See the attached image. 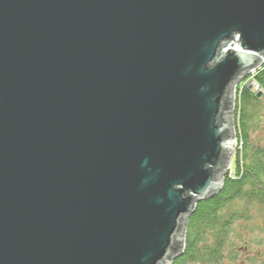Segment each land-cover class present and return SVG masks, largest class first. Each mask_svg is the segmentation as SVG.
<instances>
[{
  "label": "water",
  "instance_id": "1",
  "mask_svg": "<svg viewBox=\"0 0 264 264\" xmlns=\"http://www.w3.org/2000/svg\"><path fill=\"white\" fill-rule=\"evenodd\" d=\"M263 63L264 0H0V264H173Z\"/></svg>",
  "mask_w": 264,
  "mask_h": 264
},
{
  "label": "trees",
  "instance_id": "2",
  "mask_svg": "<svg viewBox=\"0 0 264 264\" xmlns=\"http://www.w3.org/2000/svg\"><path fill=\"white\" fill-rule=\"evenodd\" d=\"M252 81L262 96L257 97L247 85L237 89L234 124L238 148L231 172L217 195L197 205L187 223L183 254L173 264H232L238 257L234 239L242 237L239 227H246L243 240L248 246L258 244V232L264 235V133L260 139L254 136L264 130V68ZM259 218L261 228L255 226Z\"/></svg>",
  "mask_w": 264,
  "mask_h": 264
},
{
  "label": "rangeland",
  "instance_id": "3",
  "mask_svg": "<svg viewBox=\"0 0 264 264\" xmlns=\"http://www.w3.org/2000/svg\"><path fill=\"white\" fill-rule=\"evenodd\" d=\"M250 83H251L250 78H247L244 81V83L241 84V86L243 87V86L247 85V87H250V89L253 92L254 87L252 86V84L250 86ZM254 86H255V84H254ZM235 100H236V94H235ZM262 110H263L262 111V114H263L262 118L264 120V105H263ZM263 133H264V130L262 128V129L258 130L257 135H254V136H257L258 139H260V137L262 136ZM237 148L238 147H237V141H236V142H234V152L232 153V156H231V157H233V161H234L235 155L237 153ZM232 166H233V164H232ZM231 169H232V167H231ZM231 169L229 172H231ZM255 226L256 227L258 226V228L259 227L261 228V226H263V223L260 220V218H259V220ZM255 230H260V229H255ZM245 231H246V227H244V228L239 227L238 233L241 234L242 237H241V239H239V236H237L234 239L233 245L235 246L234 249L238 253V257L236 259L237 261L232 263V264H263L262 260L264 257V235L261 234L262 231L258 232L260 234V235H258L259 236L258 244L254 242L253 245H251V246H248L247 245L248 242L247 241L245 242V240H243V236L246 235ZM253 259H256V261H254Z\"/></svg>",
  "mask_w": 264,
  "mask_h": 264
},
{
  "label": "built area",
  "instance_id": "4",
  "mask_svg": "<svg viewBox=\"0 0 264 264\" xmlns=\"http://www.w3.org/2000/svg\"><path fill=\"white\" fill-rule=\"evenodd\" d=\"M264 68V63H263V65L259 68V69H256V70H254L252 73H251V75H250V80H251V83H250V86H251V84H252V86L254 87V90H253V92L255 93V94H259V93H262V91L260 90V88L255 84V86H254V84H253V81H252V78L254 77V74L258 71V70H260V69H263Z\"/></svg>",
  "mask_w": 264,
  "mask_h": 264
}]
</instances>
